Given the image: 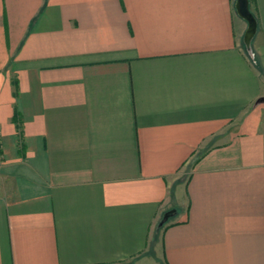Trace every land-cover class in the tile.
I'll return each instance as SVG.
<instances>
[{"label": "crops", "instance_id": "obj_1", "mask_svg": "<svg viewBox=\"0 0 264 264\" xmlns=\"http://www.w3.org/2000/svg\"><path fill=\"white\" fill-rule=\"evenodd\" d=\"M236 2L0 0V264H264V0L249 46Z\"/></svg>", "mask_w": 264, "mask_h": 264}, {"label": "water", "instance_id": "obj_2", "mask_svg": "<svg viewBox=\"0 0 264 264\" xmlns=\"http://www.w3.org/2000/svg\"><path fill=\"white\" fill-rule=\"evenodd\" d=\"M236 13L238 16L243 19L247 25H248V30L246 34V42L247 45L249 46L250 39L255 33L256 30V20L254 16L251 14L249 11V6H248V0H237L236 2ZM260 102H264V98L260 99ZM172 216L171 212H167L164 216L163 219L160 222V226L165 224L169 217Z\"/></svg>", "mask_w": 264, "mask_h": 264}]
</instances>
